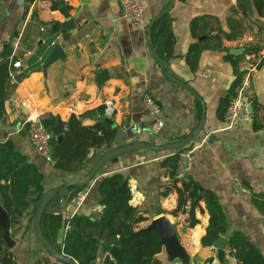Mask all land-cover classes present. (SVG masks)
Masks as SVG:
<instances>
[{"label": "crops", "instance_id": "crops-1", "mask_svg": "<svg viewBox=\"0 0 264 264\" xmlns=\"http://www.w3.org/2000/svg\"><path fill=\"white\" fill-rule=\"evenodd\" d=\"M53 2L69 5L70 17L53 10ZM170 2L144 0L149 23ZM243 8L237 5L236 0H176L168 13L173 20L172 30L176 39L174 57L167 62L160 58L167 72L184 84L179 86L168 80L160 69L147 40L148 26H134L125 16L120 0H0V51L18 32L22 40L16 56L24 63L25 72L29 70V60L42 44H46L48 35L52 36L53 26L73 20L71 30H60L52 36L54 43H60L66 59L50 66L46 73L35 72L38 68L30 71L9 95L4 117L0 120V142L12 140L20 152L39 167L45 176L47 191L85 177L104 153L97 155L92 151L85 168L78 173L57 171L35 152L27 131L23 129L27 121L53 116L68 124L72 116H85L83 125L91 126L100 118L97 110L111 101L115 114L110 120L120 132L129 134L132 143L163 146L194 132L205 112L203 132L207 129L219 132L196 151L193 170L187 180H195L202 190L218 196L228 221L226 238L242 232L264 254V217L252 205L250 198L237 196L231 185L234 178H241L252 192L264 194V128L255 132L252 120L238 129L221 131L224 119L218 117L219 102L235 80L233 68L225 60L224 52H204L196 72L191 70L185 59L194 43L191 23L195 18H217L221 27L227 30V18L236 9L248 28ZM212 26L216 28L214 23ZM42 28H49V31L43 33ZM247 32L239 40H223L222 49L231 55L230 50L246 51L250 47H261L260 56H264V42L251 44L246 37ZM208 69L214 70L213 76H205ZM103 72L107 75L100 79ZM253 84L254 99L263 108L259 114L261 118L264 116V65L253 74ZM147 97H152L160 107L161 113L157 117L147 109ZM157 120L162 121L163 127L154 133ZM172 154L173 151L137 150L108 161L100 171V177L93 179L85 190L88 197L77 214L101 213L103 207L98 204L97 194L100 181L111 174L124 173L131 178V205L148 219L140 224V228L151 224L153 214L166 216L174 224L190 264H193V259L194 262L219 264L218 248H205L201 244L210 221L207 204L202 202L201 209L196 211L200 223L195 228L189 227L188 214L171 215L177 206L178 195L171 192L163 196V187L169 184L170 179L163 175L162 161ZM61 208L66 219L74 217L75 207L69 200L64 199ZM30 217L27 211L17 224L11 225V238L16 246L10 250L17 264H65L45 249L36 235L35 224L31 226ZM68 226L61 232L59 243L69 230ZM165 252L160 256L163 264H182L180 259L170 261L167 257L164 260ZM107 255L102 250L94 264H101ZM225 258L236 264L227 254Z\"/></svg>", "mask_w": 264, "mask_h": 264}, {"label": "trees", "instance_id": "trees-1", "mask_svg": "<svg viewBox=\"0 0 264 264\" xmlns=\"http://www.w3.org/2000/svg\"><path fill=\"white\" fill-rule=\"evenodd\" d=\"M253 1L257 16L264 21V0ZM52 9L61 11L65 17H70L71 7L64 2H53ZM239 14L236 9L232 10V15L227 18V30L221 27L217 18L209 16L195 18L191 23L194 43L185 56L191 70L196 72L204 52L212 50L225 53V60L231 64L235 80L227 95L219 102L217 113L222 120L242 83L243 73L239 69L240 62L246 55H253L259 60L258 68L264 65V56H260L261 47H250L243 56L229 55L228 50L222 49L223 40H239L248 29L245 20L239 18ZM172 23L173 20L167 14L155 23L152 31L153 44L165 62L174 57L176 39ZM258 29L259 32L264 31V27L259 26ZM18 35L16 32L7 43V47L0 51V120L4 117L5 104L11 92L30 71L43 65L55 41L54 37L48 35L46 44H42L29 60V70L24 72L16 83H12L9 71L13 63L18 60L13 53L12 42ZM252 109L253 130L258 132L264 128V116L259 117L263 108L254 98ZM97 113L100 114V118L91 126L83 125L82 119L85 116H72L60 144L57 138L52 137V165L55 170L78 173L85 168L92 151L100 155L119 147L114 142L120 130L105 121V107L99 108ZM43 123L52 132L57 125V118L50 116L43 119ZM186 137L184 135L178 140ZM179 151H173L171 156L162 161L163 175L170 179L169 184L163 187V196L166 197L171 192L177 193V206L171 215L177 217L180 214H188L190 228H195L200 223L196 218V211L201 209L200 204L205 202L210 221L201 244L205 248L214 247L219 238L228 234L225 211L215 193L202 190L199 183L191 178L183 181L176 179ZM130 180L129 176L117 172L100 181L97 190L98 204L103 210L99 214H76L73 218L66 219L61 208L64 199L70 201L87 190L93 180L56 194L48 203L42 217L43 235L57 251L74 259L78 264L96 263L102 250L108 255L101 264H163L160 256L165 249L161 244V237L156 231L140 228V224L148 219L145 214L131 205L133 194ZM46 192L45 176L39 167L22 154L12 140L0 142V198L3 208L10 217L11 225L17 224L27 211H30L32 225L35 224L38 209ZM250 199L255 209L264 217V194L252 192ZM68 225L70 228L62 243H59L61 232ZM3 234L0 225V264H17L14 254L3 241ZM107 243L116 247L107 251L105 249ZM227 250L236 264H264L263 252L242 232H235L229 237ZM222 264L231 263L225 258Z\"/></svg>", "mask_w": 264, "mask_h": 264}, {"label": "water", "instance_id": "water-1", "mask_svg": "<svg viewBox=\"0 0 264 264\" xmlns=\"http://www.w3.org/2000/svg\"><path fill=\"white\" fill-rule=\"evenodd\" d=\"M176 0H171L170 4L163 9L159 14H157L152 21L148 25V32H147V40L154 51L156 60L160 66V69L166 76L168 80L171 82L179 85L184 86L182 82L174 78L167 72L166 68L163 65V62L159 56V53L157 52L156 48L154 47L153 41H152V31L155 23L162 19L165 15L170 13V11L173 9L175 5ZM236 3L240 7H244L247 11V16L249 19L257 24L258 26H264V21H262L256 13L255 5L253 0H236ZM73 27V20H67L64 23L56 24L52 28L51 35H56L60 30L61 31H69ZM245 53V49H235L230 50V54L234 56H241ZM66 59V54L64 53L60 43L56 41L53 44V48L50 51L49 55L47 56L46 60L44 61L41 68H38L35 70V72H47V69L55 64L58 61H62ZM106 72H103L100 76V79H103L106 76ZM195 94V93H193ZM250 111L252 112V108H250ZM106 122H108L112 127L116 128L117 125L110 119H105ZM206 125V113L204 112L201 122L199 126L196 128L194 132L189 134L186 138L179 140L177 142L169 143L163 146H154L150 144L145 143H132V139L128 138V133H122L120 132L115 140V145L119 146L117 148H113L112 150L106 152L101 158L97 161L93 169L83 178L65 183L61 186H58L56 188H52L50 190H47L45 193L43 200L41 202V205L38 209L36 220H35V232L40 240V242L43 244L45 249L50 253L52 257L55 259L68 263V264H78L74 259L67 257L65 254L60 253L57 251L50 242L45 238L42 232L41 228V222L42 217L45 212V209L50 202V200L58 193L64 192L68 190L72 186L82 185L85 183L90 182L93 179H97L100 177V171L105 167L108 161L122 155L128 152L137 151V150H151V151H179L190 145L195 141V139L203 132ZM67 124L62 122L60 118L57 119V125L52 129L53 137L57 138L58 144L62 142L63 135L65 132ZM153 221L151 224L146 228V231H156L159 236L161 237V244L163 245L168 258L170 261H174L176 259H180L182 261V264H190L189 257L183 248L182 244L179 241V238L176 233V229L172 221L166 217H157L156 214L152 215ZM0 225L3 228L4 234H3V241L5 242L6 246L9 249H14L16 246V242L13 241L11 238V222L10 217L6 210L3 208V206L0 205ZM229 239L226 237H221L219 240L215 243V246L218 248V260L220 263L224 262V259L226 257L225 250L227 248ZM116 246L113 244H105V249L107 251L114 249Z\"/></svg>", "mask_w": 264, "mask_h": 264}, {"label": "built area", "instance_id": "built-area-1", "mask_svg": "<svg viewBox=\"0 0 264 264\" xmlns=\"http://www.w3.org/2000/svg\"><path fill=\"white\" fill-rule=\"evenodd\" d=\"M123 7L125 16L136 27H147L149 20L146 13V7L144 0H120ZM43 33H47L49 28H42ZM22 40L20 35L12 42L14 49V55L17 54L19 46ZM259 60L255 56H247L240 64L239 69L243 73L242 83L239 86L236 96L228 107L224 116V128L223 132H228L240 128L244 124L252 122V100L255 97V88L253 84V74L258 68ZM25 72V65L21 60H17L13 63L12 69L9 71V78L12 83H16L19 78L23 76ZM214 70L208 69L205 72V76H213ZM145 105L149 112L157 117L161 113L160 107L157 105L152 97L145 99ZM115 114V108L113 102L109 101L105 105L106 119H111ZM163 127V123L157 120L153 128L154 133H158ZM23 129L27 130L30 143L35 152L47 163H53V146L52 137L50 132L43 123V119L30 120L24 123ZM219 131L207 129L202 132L193 143L179 151V157L177 162L176 179L187 180L188 175L192 172L195 160V153L198 149L206 145L212 137ZM233 192L240 197L250 198L252 190L245 184L241 178H234L232 181ZM88 197V192L83 191L76 197L70 200V203L75 207V214L79 212L83 204ZM69 228V226H68ZM68 230V229H67ZM225 253L229 257V250H225Z\"/></svg>", "mask_w": 264, "mask_h": 264}, {"label": "rangeland", "instance_id": "rangeland-1", "mask_svg": "<svg viewBox=\"0 0 264 264\" xmlns=\"http://www.w3.org/2000/svg\"><path fill=\"white\" fill-rule=\"evenodd\" d=\"M243 11H244V13H245V15L247 14V12H246V9L245 8H243ZM246 19L248 20L247 21V26H248V28L250 29H247V35H246V37H248L250 40V43L251 44H253L254 42H264V32H259L258 31V25L257 24H255L254 22H252L250 19H249V17L247 18V15H246ZM247 38V39H248ZM29 214H30V211H29ZM31 216V215H30ZM32 217H30V223H31V226H32ZM34 225V224H33ZM168 256H167V254H166V252H165V255L163 256V258H164V260L167 258ZM215 259V258H214ZM224 261H225V259H224ZM193 264H208L207 262L206 263H202V261H196V262H194V259H193ZM224 263V262H223ZM218 264V263H217ZM219 264H221V263H219Z\"/></svg>", "mask_w": 264, "mask_h": 264}]
</instances>
